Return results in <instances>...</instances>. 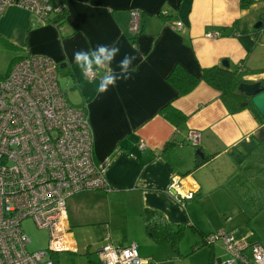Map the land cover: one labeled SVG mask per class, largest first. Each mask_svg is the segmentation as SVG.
<instances>
[{"label":"crops","instance_id":"crops-1","mask_svg":"<svg viewBox=\"0 0 264 264\" xmlns=\"http://www.w3.org/2000/svg\"><path fill=\"white\" fill-rule=\"evenodd\" d=\"M240 2L67 0L63 13L51 15L50 22L40 21L21 7H5L0 15V48L9 59L8 68L12 59L28 54L52 58L58 64L57 80L66 100L87 111L95 159L112 157L105 173L106 188L82 191L67 200L66 228L72 251H79L85 235H93L102 238V245L124 247L133 242L143 264H164L174 257L169 254L171 246L156 243L147 234L141 216L147 208L161 213L172 227L183 225V235L188 230L195 235L199 255L193 264H226L228 255L220 241L221 247L202 245L204 235L223 226L212 221L211 213L204 212L206 221L202 220L197 204L224 189L227 193L215 196V202L219 196L220 201L227 196V208L217 205L216 215L229 212L228 198H240L245 188L241 177L249 168L248 157L237 167L230 151H241L244 142L259 141L258 152L264 145V124L248 109L228 112L219 92L203 80L181 95L167 76L180 64L200 78L204 68L222 66L226 59L228 68L244 67L247 81L264 78V27L258 37L254 32V24L264 14V0H252L248 6ZM131 11L140 13L141 24L133 39L128 30ZM159 12L169 17H161ZM174 21H180L182 28H173ZM113 42L118 43L120 53L112 68L119 71L117 63L131 54L136 56L135 71L131 79L120 80L107 93L98 94L103 70L86 77L75 64L73 53ZM166 105L186 114L184 124L177 128L161 115ZM193 130L200 133L197 146L188 139ZM199 150L210 157L197 166ZM176 176L181 193L191 191L192 198L179 201L174 191H169ZM237 214L244 213L237 210ZM224 229L233 230L250 244H261L264 235L261 227L245 224ZM258 231L262 233L258 235Z\"/></svg>","mask_w":264,"mask_h":264},{"label":"built area","instance_id":"built-area-1","mask_svg":"<svg viewBox=\"0 0 264 264\" xmlns=\"http://www.w3.org/2000/svg\"><path fill=\"white\" fill-rule=\"evenodd\" d=\"M8 5L50 22L51 15L63 13L66 0H0V15ZM172 27L181 29L182 23L174 21ZM140 29V13L131 11L132 37ZM57 69L49 56L28 54L14 61L0 78V264H56L54 254L72 250L66 228L67 200L82 191L106 188L105 173L112 157L95 159L87 111L66 100ZM188 139L197 146L200 133L193 130ZM169 191L179 201L193 197L191 191L181 193L177 176ZM25 218L49 231L46 250L26 248L30 239L21 225ZM205 241L212 246L222 243L226 264H264V246L248 243L233 230L217 229ZM97 257L99 264L145 262L133 242L124 247L106 243Z\"/></svg>","mask_w":264,"mask_h":264},{"label":"rangeland","instance_id":"rangeland-1","mask_svg":"<svg viewBox=\"0 0 264 264\" xmlns=\"http://www.w3.org/2000/svg\"><path fill=\"white\" fill-rule=\"evenodd\" d=\"M4 53L5 52H3L0 48V75L7 71L9 63V59ZM59 81L60 83L62 82V77L60 76ZM67 94L69 95V98L73 100L74 95H72V91L68 90ZM258 150V152H256V150L252 152V154L246 159L248 161L247 164L249 165V168H247L243 173L244 177H241L245 179L243 181L245 188L241 190L242 192L240 198L232 200L231 198H228L229 212L224 211L220 215H216L218 210L217 205H222L227 208V201L225 200L227 199V196H224L225 199L222 201H220L219 196L217 203L215 202V196L227 193L224 192L223 189L217 192L218 194L209 195L204 198V200L198 202L196 210L199 212L202 220L206 221V216L204 214V212H206L211 213L212 221L221 222V226L223 227L219 228L227 229L231 224H236L237 226L245 224L252 228H255L256 226L264 229V145H262V147H258ZM258 154L259 156H257ZM237 210H240L241 213L244 214L238 215ZM21 225L30 239V242L26 245V248L29 251L46 250L48 248L49 231L47 229L37 228L31 218L23 219ZM260 232L261 231H258L256 233L260 235L262 233ZM186 233L187 234L183 235L184 237L181 239L177 253H174L172 248L170 249L169 246H166L170 250L169 254L171 255L172 253V256L174 257H168L169 259L165 260L164 264H193L198 258L199 251L197 250V246L194 244L195 235L189 232V230ZM256 235L254 237H257ZM260 242L264 245V235L262 234L260 236ZM103 243L102 238L97 239L96 237H93V235L92 237L85 235L83 246L79 248V251H61L58 254H54L53 258L56 264H88L89 260L98 264L96 250L100 248ZM218 244L220 246V242L216 243V245ZM86 250L88 251L86 252ZM219 252L221 253L222 251L219 250Z\"/></svg>","mask_w":264,"mask_h":264},{"label":"trees","instance_id":"trees-1","mask_svg":"<svg viewBox=\"0 0 264 264\" xmlns=\"http://www.w3.org/2000/svg\"><path fill=\"white\" fill-rule=\"evenodd\" d=\"M240 3L242 6H248L252 3V0H241ZM158 14L159 16L164 18L169 17L167 14H163L162 12H159ZM262 27H264V25L254 31L256 33V37L259 36L260 29ZM134 37H132L131 39H133ZM5 45L8 46L9 43L5 42ZM16 60L17 58L12 59L8 70L4 74L0 75V78L4 77L7 74L11 65ZM241 67H239V65L233 69L228 67L225 68L220 65L206 67L202 70V76L199 78L198 76L187 71L182 65L176 64L168 74L167 81L173 88L177 90L179 94L185 95L191 92L198 85L200 80H203L205 83L219 92V97L226 106L228 112L236 113L244 109H248L252 112V114L260 124H264V116L260 115L257 112L256 108L253 106L251 97L245 95L238 89L239 84L247 81L246 79H244V72L241 70ZM160 113L164 118H166L177 128L184 124L187 119L186 114H184L179 109L172 107L171 105L162 107ZM258 143L259 141L244 142L241 145V151H237L235 148L231 149L230 154L237 167L240 166V164L250 154H252ZM196 155L199 156V158L196 160L197 166L202 162H205V160L210 157L202 154L200 150L196 153ZM238 181L236 180L235 182L238 183ZM141 216L144 222L145 230L150 238H152L156 243H169L172 251L174 253H177L178 243L183 236L185 227L183 225H178L177 227L170 226L161 213L152 209H143ZM207 235L208 234L203 236L202 245L211 247L212 245H208L205 241ZM88 264L96 263L89 260Z\"/></svg>","mask_w":264,"mask_h":264},{"label":"clouds","instance_id":"clouds-1","mask_svg":"<svg viewBox=\"0 0 264 264\" xmlns=\"http://www.w3.org/2000/svg\"><path fill=\"white\" fill-rule=\"evenodd\" d=\"M119 53L118 43L113 42L111 45L98 44L94 49L87 51L76 50L73 53V59L86 77L92 78L97 72L103 70L104 74L100 78L97 91L98 94H104L110 88L116 87L118 81L131 79L135 71L133 62L136 56L131 54H125L117 63L119 71L112 68L113 61Z\"/></svg>","mask_w":264,"mask_h":264},{"label":"water","instance_id":"water-1","mask_svg":"<svg viewBox=\"0 0 264 264\" xmlns=\"http://www.w3.org/2000/svg\"><path fill=\"white\" fill-rule=\"evenodd\" d=\"M264 25V14L260 15V19L254 24V28H259ZM222 66L227 68L229 66L228 60H222ZM239 91L251 97L253 106L257 112L264 116V78L260 77L255 80L242 82L238 86Z\"/></svg>","mask_w":264,"mask_h":264}]
</instances>
